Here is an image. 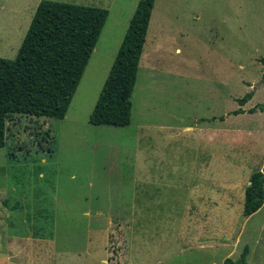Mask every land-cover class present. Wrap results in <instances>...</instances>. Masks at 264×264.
I'll return each instance as SVG.
<instances>
[{"label":"rangeland","instance_id":"1","mask_svg":"<svg viewBox=\"0 0 264 264\" xmlns=\"http://www.w3.org/2000/svg\"><path fill=\"white\" fill-rule=\"evenodd\" d=\"M52 1L109 17L66 118L20 117L13 147L0 149V264H183L171 257L190 193L170 185H189L201 162L206 172L216 164L223 191L236 189L239 201L188 219L209 214L206 230L216 234L246 221L247 174L264 165V84L254 91L264 78V0H156L127 127L89 119L139 0ZM247 94L256 111L234 114ZM200 119L204 133L186 131ZM45 121L53 158L26 129ZM263 217L247 225L235 259L249 245L248 264H264V234L252 236Z\"/></svg>","mask_w":264,"mask_h":264},{"label":"trees","instance_id":"2","mask_svg":"<svg viewBox=\"0 0 264 264\" xmlns=\"http://www.w3.org/2000/svg\"><path fill=\"white\" fill-rule=\"evenodd\" d=\"M156 0H139L108 77L90 115L99 126L131 124L133 94ZM109 17V10L66 2L43 0L14 60L0 58V149L16 137L20 117L64 120ZM252 94L239 99L245 106ZM264 108V107H263ZM256 108L250 109L254 113ZM242 108L234 114L244 113ZM224 119V118H223ZM27 131L50 157L56 140L47 122L29 124ZM29 129V130H28ZM40 131V132H34ZM15 154L9 149V159ZM245 193L244 214L249 217L264 204V171L255 172ZM249 247L240 258L224 264H248Z\"/></svg>","mask_w":264,"mask_h":264},{"label":"crops","instance_id":"3","mask_svg":"<svg viewBox=\"0 0 264 264\" xmlns=\"http://www.w3.org/2000/svg\"><path fill=\"white\" fill-rule=\"evenodd\" d=\"M42 1L43 0H5L6 7L0 13V35L1 37L4 38L0 42V45H3L0 48V58L4 57L5 59H9V58L13 59L16 56V54L19 53L22 43L31 26L33 17L38 9L39 4ZM95 7H99V6H95ZM96 50L97 47L95 51ZM242 108L243 110L248 112L250 110L246 106H243ZM216 119L218 118L217 117L213 118V120ZM201 120L202 119L196 120L192 125L187 126L186 131L194 132L197 129H199L201 133H204L205 129H203L201 125L205 124L206 120H202V122H200ZM224 121L225 118L223 119V116H219V119L217 121L218 124H221ZM207 157H208V162L210 164L209 159L211 158V155H208ZM203 164H204L203 162L200 163L199 166L200 171L198 172V168H197L195 174L192 175L193 178L189 185L186 186L184 184H178V183L174 185H170L171 187L176 188L178 190L186 189L190 193V195L188 194L187 196V203L191 204L190 208H188L189 210H188V217L186 222L187 224L188 223L189 224L184 228L183 236H181L177 240L181 244V251L180 253L174 254L171 257V260H174L179 256H183L185 258L183 264H218V263L224 264L225 260L228 258L237 260L235 259L236 258L235 256L237 255V249L239 243L241 242V238L245 234L246 227L249 223H251L252 219L256 215L264 211V204L258 212L247 217L246 221L243 222L240 226L237 221L231 220V222H227L225 223V225H223V228H225L224 230L219 231L216 234L215 233L212 234L211 232H208V230H206L209 227L213 226V221L210 220L209 214H208L209 216L208 219L202 220L201 218H199L198 220H194L193 222H190L188 219L192 217L190 216L189 211L194 210L197 211L199 214H201V212L199 211H201L203 207L206 208V210L209 209V211H212L221 208L222 204L225 205L228 204L229 208L231 209L230 206H232V202L234 201V204H237V202L239 201L238 198L232 194V192H234V190L236 189L234 190L227 189L223 191L222 189L223 181L221 178L222 173L219 176V178H217L216 164L214 165V168L213 166L210 165V168H212V172L211 171L206 172L204 168H209V167H205L203 166ZM220 166L222 167L221 162L219 160V167ZM263 167L264 165L261 168H259L258 171L255 170L248 172L247 175L249 177L246 183L248 184V186L251 184L250 180L252 175L255 172H259V171L263 172L264 171ZM246 189L244 191L245 193H246ZM211 193H213L212 196ZM227 227L230 229V231L226 229ZM257 233L264 234V217L262 218V222L259 223V226L253 230L252 236ZM202 234L205 235V238L203 239L193 238L195 235H199L198 237H202ZM245 247H249V245H246ZM191 254L194 255V258L192 260L190 257Z\"/></svg>","mask_w":264,"mask_h":264},{"label":"water","instance_id":"4","mask_svg":"<svg viewBox=\"0 0 264 264\" xmlns=\"http://www.w3.org/2000/svg\"><path fill=\"white\" fill-rule=\"evenodd\" d=\"M264 84V78L262 79V81H260L257 85H256V87L254 88V91H256L257 90V88H259L261 85H263Z\"/></svg>","mask_w":264,"mask_h":264}]
</instances>
